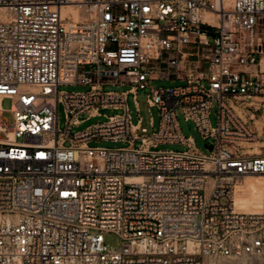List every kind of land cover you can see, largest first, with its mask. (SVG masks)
Listing matches in <instances>:
<instances>
[{"label":"built area","instance_id":"2783aa9c","mask_svg":"<svg viewBox=\"0 0 264 264\" xmlns=\"http://www.w3.org/2000/svg\"><path fill=\"white\" fill-rule=\"evenodd\" d=\"M69 6L84 18L65 13ZM263 58L264 0H0V98L12 100L14 115L6 123L1 104L0 264H205L261 255L264 154L242 156L237 144L258 141L253 122L264 107L253 99L264 96ZM170 79L184 84L148 90ZM64 85L90 90L68 93ZM140 92L159 110L152 134L142 126ZM229 101L249 105L248 122ZM108 109L124 113L71 134L82 116ZM178 110L213 146L210 155L184 137ZM94 140L129 146L90 147ZM164 144L188 150L163 151ZM252 178L261 180L255 212L237 201Z\"/></svg>","mask_w":264,"mask_h":264},{"label":"rangeland","instance_id":"374dc122","mask_svg":"<svg viewBox=\"0 0 264 264\" xmlns=\"http://www.w3.org/2000/svg\"><path fill=\"white\" fill-rule=\"evenodd\" d=\"M80 9V8H79ZM81 10V9H80ZM84 16V12L81 10ZM264 69V68H263ZM183 82L176 81L174 79L170 80H158L154 82H150L148 85V90L151 88H175L178 86L183 85ZM131 88V86H107L105 88V91H127ZM61 91L68 92V93H75V92H88L90 90L89 86H80V85H64L60 88ZM146 94L145 92H140L137 101L139 103L140 107V116L143 118V127L148 128L149 134H152L153 132H157L160 128V122L161 117L159 115L158 108H149L147 101H146ZM255 102L260 103L264 107V96H258L254 97L253 99ZM128 107L129 111L131 112L133 123L137 124L139 121L138 117V111L136 107V103L134 100L133 95H129L128 100ZM13 102L10 99H5L2 102V107L6 111L3 115V119L6 123L12 124L14 121V115L9 112L12 108ZM229 105L234 110V112L238 115V117L244 121L248 122L247 117L244 115L243 109H246L249 107L247 104H243L241 108H239L236 104H233L229 101ZM100 116L90 117L89 119L87 115L82 116V120H85L84 122L80 123L77 126L72 127L71 134L74 135L78 132L85 131L90 126L99 124V123H105L109 117L115 116L117 114L124 113L123 110H101ZM218 105L217 102H213V107L211 109L210 113V123L212 127H217L218 125ZM261 117L260 119H255L253 122V125L255 129L258 132V141L256 142H238L237 146L240 148L239 154L242 156H260L264 154V111L259 114ZM151 118L154 121V126L152 127L150 125ZM177 118L179 121V125L181 128V131L185 138L192 139L194 142L195 147L198 149L199 152L210 155V151L206 148V141L203 139L200 132L196 129L195 124L192 121H187L181 112V110L177 111ZM263 122V123H262ZM66 112L63 105L59 106V126L61 130H66ZM141 141H137L135 143L136 148H140ZM90 147H105L110 149L115 148H123L128 147V143L123 142H113V141H104V140H94L89 143ZM161 150L163 151H176V152H184L188 150V147L183 144H164L160 146ZM214 180L211 178L208 180L205 188V196L207 197L212 189H213V182ZM262 208V197L258 204H255L254 210L260 211ZM107 243L110 245H119V241L114 236H108L107 237ZM205 264H264V252L261 255H242L237 257H230V258H223V257H210L205 259Z\"/></svg>","mask_w":264,"mask_h":264},{"label":"bare ground","instance_id":"6f19581e","mask_svg":"<svg viewBox=\"0 0 264 264\" xmlns=\"http://www.w3.org/2000/svg\"><path fill=\"white\" fill-rule=\"evenodd\" d=\"M73 13L76 19L84 18L83 13L77 6H69L65 8V13ZM262 66L264 68V58L262 61ZM2 99L0 98V109H1ZM245 186L240 187L237 193L238 203L243 205V208L247 211H253L255 204L259 206L261 200V180L260 178H252L245 180Z\"/></svg>","mask_w":264,"mask_h":264},{"label":"water","instance_id":"95a60500","mask_svg":"<svg viewBox=\"0 0 264 264\" xmlns=\"http://www.w3.org/2000/svg\"><path fill=\"white\" fill-rule=\"evenodd\" d=\"M206 148L211 152L213 150V146L212 145H206Z\"/></svg>","mask_w":264,"mask_h":264}]
</instances>
